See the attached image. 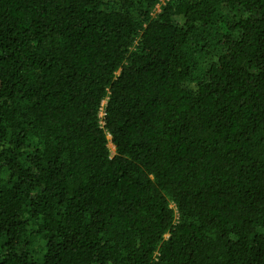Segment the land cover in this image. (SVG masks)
Masks as SVG:
<instances>
[{
  "label": "trees",
  "instance_id": "16d2710c",
  "mask_svg": "<svg viewBox=\"0 0 264 264\" xmlns=\"http://www.w3.org/2000/svg\"><path fill=\"white\" fill-rule=\"evenodd\" d=\"M0 264H264V0H0Z\"/></svg>",
  "mask_w": 264,
  "mask_h": 264
},
{
  "label": "rangeland",
  "instance_id": "374dc122",
  "mask_svg": "<svg viewBox=\"0 0 264 264\" xmlns=\"http://www.w3.org/2000/svg\"><path fill=\"white\" fill-rule=\"evenodd\" d=\"M176 21L178 23H182V19H180V18H176ZM186 85L192 90H194L195 87H196V85L193 82H187ZM109 138H111V136H109ZM109 146H110V149L114 152L115 151V146L113 145V143H109Z\"/></svg>",
  "mask_w": 264,
  "mask_h": 264
},
{
  "label": "built area",
  "instance_id": "2783aa9c",
  "mask_svg": "<svg viewBox=\"0 0 264 264\" xmlns=\"http://www.w3.org/2000/svg\"><path fill=\"white\" fill-rule=\"evenodd\" d=\"M106 101H104L102 103V107H101V111H100V117L103 118L105 116V111H104V105H105ZM101 123H104V121L102 120Z\"/></svg>",
  "mask_w": 264,
  "mask_h": 264
}]
</instances>
